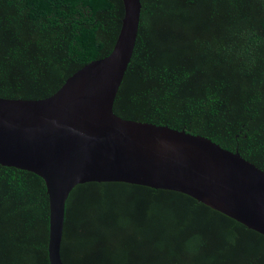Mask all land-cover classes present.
I'll use <instances>...</instances> for the list:
<instances>
[{"label": "trees", "instance_id": "trees-1", "mask_svg": "<svg viewBox=\"0 0 264 264\" xmlns=\"http://www.w3.org/2000/svg\"><path fill=\"white\" fill-rule=\"evenodd\" d=\"M113 112L201 136L264 172V0H140ZM121 0H0V98L53 95L110 54ZM48 198L0 166V264H49ZM63 264H264V237L194 199L124 183L76 186Z\"/></svg>", "mask_w": 264, "mask_h": 264}, {"label": "water", "instance_id": "water-1", "mask_svg": "<svg viewBox=\"0 0 264 264\" xmlns=\"http://www.w3.org/2000/svg\"><path fill=\"white\" fill-rule=\"evenodd\" d=\"M110 54L40 100L0 98V166L39 177L48 198L49 264L60 250L65 204L86 183H124L188 196L264 237V172L211 140L113 112L133 55L140 0H121Z\"/></svg>", "mask_w": 264, "mask_h": 264}]
</instances>
